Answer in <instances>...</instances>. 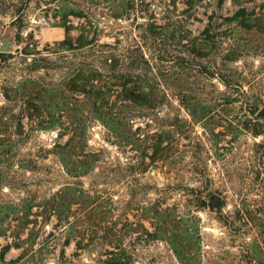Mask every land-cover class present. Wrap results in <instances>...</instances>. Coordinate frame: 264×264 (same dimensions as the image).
Wrapping results in <instances>:
<instances>
[{"label":"rangeland","instance_id":"obj_1","mask_svg":"<svg viewBox=\"0 0 264 264\" xmlns=\"http://www.w3.org/2000/svg\"><path fill=\"white\" fill-rule=\"evenodd\" d=\"M45 1L0 0V264H113L114 254L181 264L165 228L193 229L201 264H254L264 0H124L120 19L108 14L113 2L100 4V48L113 53L100 70L111 83L120 69L139 71L154 86L139 100L110 87L107 104L70 88L75 66L97 52L59 47L64 30ZM11 3L24 9L21 26ZM191 188H204L206 207Z\"/></svg>","mask_w":264,"mask_h":264},{"label":"trees","instance_id":"obj_2","mask_svg":"<svg viewBox=\"0 0 264 264\" xmlns=\"http://www.w3.org/2000/svg\"><path fill=\"white\" fill-rule=\"evenodd\" d=\"M113 2L114 8L107 9L109 10V15L115 19H120L123 11L124 0H46L44 2V8L41 9L43 12H48V10H52V18L59 24L60 27L64 30V39L59 41L57 44L61 48H65L70 51H75L77 54L88 57L90 51L93 49L97 52V58L87 61H80L77 66H75L74 74L69 78V86L70 88L79 91L85 94H92L95 99L101 104H107L110 99V91H113L114 86H121L123 89V93H125L126 98L129 100H139V97L145 95L154 94V86L150 77H146L144 74L139 71H135L131 74L127 73V71L123 72L122 64L119 63V71L116 75L112 77L116 81H109L111 76L104 75L100 70V67L103 64L109 66L106 63V60L112 62L113 53H110L106 49L100 48L103 47L99 40L101 39V35L103 33L102 22L105 18V13L99 9L100 4H105L107 2ZM11 11H13V22H19L21 26L24 19V9H21L11 3ZM104 7V6H103ZM105 8V7H104ZM107 8V7H106ZM47 15H45L46 17ZM75 30L77 32L75 39L70 38V32ZM28 48V45H27ZM109 52V53H108ZM24 54H33L31 49H23ZM6 54V55H5ZM9 53H1L2 56H7ZM95 62V63H94ZM116 63V60H115ZM138 64V63H135ZM131 63L130 66L137 65ZM112 66V70L114 69V64L110 63ZM117 66V65H116ZM97 83H101L98 84ZM106 90V93L103 91ZM91 92V93H90ZM31 97V95H30ZM145 98V97H142ZM150 107L152 105H149ZM112 122V121H111ZM70 142L65 143L62 147L70 146ZM157 144H153L155 147ZM75 146V145H73ZM72 146V148H73ZM76 147V146H75ZM158 148L155 147V151ZM65 168L68 170V163L63 159L62 161ZM74 166V162H70V168ZM197 200V204L199 207H206V199H205V190L202 189H190ZM219 199L212 205L215 208H220L222 205V201ZM246 210V209H245ZM238 213H243V217L246 214H249L248 211H244L242 207L237 209ZM242 217V219H243ZM176 219L177 223L180 222L181 217L179 216ZM164 223V222H163ZM162 223V225H164ZM163 230V238L171 246L176 258L181 264H201V257H203L201 253V245H200V236L196 235L194 230H175L173 231H165ZM264 240L260 236V233H256L254 237L251 239V258L254 261V264H264ZM9 248V247H8ZM7 247H4L0 251V262L3 260V256L8 250ZM24 256L19 257L23 259ZM109 263L113 264H130L131 257L129 255H125L122 262L116 260V254H114L110 259H108ZM120 262V263H118Z\"/></svg>","mask_w":264,"mask_h":264},{"label":"water","instance_id":"obj_3","mask_svg":"<svg viewBox=\"0 0 264 264\" xmlns=\"http://www.w3.org/2000/svg\"><path fill=\"white\" fill-rule=\"evenodd\" d=\"M6 48H2V50H5ZM219 198L218 197H213L211 200H210V204L213 205Z\"/></svg>","mask_w":264,"mask_h":264}]
</instances>
